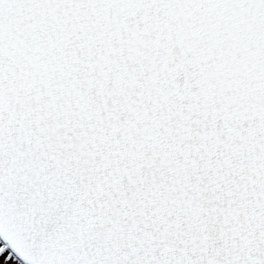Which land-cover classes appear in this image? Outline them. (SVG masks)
Instances as JSON below:
<instances>
[{
  "label": "snow or ice",
  "instance_id": "obj_1",
  "mask_svg": "<svg viewBox=\"0 0 264 264\" xmlns=\"http://www.w3.org/2000/svg\"><path fill=\"white\" fill-rule=\"evenodd\" d=\"M0 255L264 264V0H0Z\"/></svg>",
  "mask_w": 264,
  "mask_h": 264
},
{
  "label": "rangeland",
  "instance_id": "obj_2",
  "mask_svg": "<svg viewBox=\"0 0 264 264\" xmlns=\"http://www.w3.org/2000/svg\"><path fill=\"white\" fill-rule=\"evenodd\" d=\"M0 264H4V256H0ZM8 264H14V262L9 261Z\"/></svg>",
  "mask_w": 264,
  "mask_h": 264
},
{
  "label": "flooded vegetation",
  "instance_id": "obj_3",
  "mask_svg": "<svg viewBox=\"0 0 264 264\" xmlns=\"http://www.w3.org/2000/svg\"><path fill=\"white\" fill-rule=\"evenodd\" d=\"M4 255H7V253H4ZM4 255H0V256H4Z\"/></svg>",
  "mask_w": 264,
  "mask_h": 264
}]
</instances>
